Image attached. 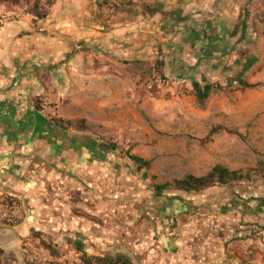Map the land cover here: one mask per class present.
Returning a JSON list of instances; mask_svg holds the SVG:
<instances>
[{"label":"crops","instance_id":"crops-1","mask_svg":"<svg viewBox=\"0 0 264 264\" xmlns=\"http://www.w3.org/2000/svg\"><path fill=\"white\" fill-rule=\"evenodd\" d=\"M155 3L164 11L153 30L104 39L74 24L0 18V200L13 197L24 212L18 227H0L2 264H33L23 244L31 239L55 255L74 246L88 262L263 264L264 185L159 191L165 184L152 185L103 139L121 126L120 69L158 58L171 82H222L247 14L256 10L264 24V0ZM87 139L106 153L94 149L96 162ZM108 157L121 161L115 176L102 168Z\"/></svg>","mask_w":264,"mask_h":264},{"label":"rangeland","instance_id":"rangeland-1","mask_svg":"<svg viewBox=\"0 0 264 264\" xmlns=\"http://www.w3.org/2000/svg\"><path fill=\"white\" fill-rule=\"evenodd\" d=\"M155 2L0 1V18L40 14L45 18L35 17L37 23L74 24L104 39L117 32L153 30L157 24L153 21ZM246 23L244 45L235 48L233 69L222 82L211 84L217 89L205 101L197 95V89L204 86L171 82L164 73V61L158 58L119 70L122 100L116 113L120 112L121 126L113 137L103 140L107 147L118 151L123 161L130 154L148 162L149 167L143 170L152 185L175 188L177 181L206 176L217 165L230 171L251 172L253 182L245 184L264 185V102L257 99V94L264 92V24L256 10L247 14ZM248 60L256 62L244 72ZM90 65L104 72L97 60ZM241 81L255 87L243 88Z\"/></svg>","mask_w":264,"mask_h":264},{"label":"trees","instance_id":"trees-1","mask_svg":"<svg viewBox=\"0 0 264 264\" xmlns=\"http://www.w3.org/2000/svg\"><path fill=\"white\" fill-rule=\"evenodd\" d=\"M3 3H17L19 1H25L28 2L29 0H0ZM150 10L153 11L152 8ZM153 15L162 14L161 8L157 7L155 11H153ZM35 17L38 19H44L45 16L40 14H35ZM256 60H248L247 63L244 66V72L249 71L253 65L255 64ZM240 85L243 88H253L255 86L250 85L249 83L245 81H241ZM217 88L212 86L211 84H207L203 87V89H197V95L200 100L205 101L209 98L212 91L216 90ZM128 159L136 164L140 169L148 168L149 163L144 161L143 159L128 155ZM249 182L252 183V174L251 172L244 173L242 171H230L229 169L225 168L222 165H217L214 167L208 175L203 177H194V176H188L186 179L182 181H177L175 183V188L177 190H182L187 193L191 192H202L207 189L217 187V186H229L233 185L235 183H245ZM171 185H164L157 187V190L163 191L170 188ZM87 264H133L129 258L119 257V258H110L105 257L101 259H97L94 262H87Z\"/></svg>","mask_w":264,"mask_h":264},{"label":"built area","instance_id":"built-area-1","mask_svg":"<svg viewBox=\"0 0 264 264\" xmlns=\"http://www.w3.org/2000/svg\"><path fill=\"white\" fill-rule=\"evenodd\" d=\"M23 220L24 212L20 201L10 196L0 200V227H18ZM23 244L25 253L30 255V262L33 264H87L88 262L85 252L74 246L67 245L63 253L55 255L51 249L43 247L33 239Z\"/></svg>","mask_w":264,"mask_h":264},{"label":"flooded vegetation","instance_id":"flooded-vegetation-1","mask_svg":"<svg viewBox=\"0 0 264 264\" xmlns=\"http://www.w3.org/2000/svg\"><path fill=\"white\" fill-rule=\"evenodd\" d=\"M75 140H76V142L77 141H80L81 142V139L80 138H78V137H76V138H74ZM86 141V144H85V146H84V149L85 150H88L87 152H89V153H92V155H91V158H93V160H95V162H96V159L94 158V149H98V151H99V153H100V155H104V154H106L105 153V151L103 150V148H102V146L101 145H99V147L97 146L96 148H95V145H94V143L92 142V141H90V140H85ZM82 142H84V139H83V141ZM76 149V148H75ZM107 155H110V154H107ZM114 156V155H113ZM117 158V157H116ZM116 158L114 157V159L112 160V158H110V157H108V158H106V164H102V168H103V170H104V172H106V171H108L107 172V174L108 175H113V176H115L116 174H117V169H116V166H119L118 164L116 165V163H115V161H120V160H118V158H117V160H116ZM90 160V159H89ZM121 162V161H120ZM107 166H110V167H107ZM128 168L130 167L129 165L127 166ZM133 168H137V171H140L141 169L136 165V164H134L133 163ZM107 175V176H108Z\"/></svg>","mask_w":264,"mask_h":264},{"label":"water","instance_id":"water-1","mask_svg":"<svg viewBox=\"0 0 264 264\" xmlns=\"http://www.w3.org/2000/svg\"><path fill=\"white\" fill-rule=\"evenodd\" d=\"M134 259L137 261V258L136 257H134Z\"/></svg>","mask_w":264,"mask_h":264}]
</instances>
